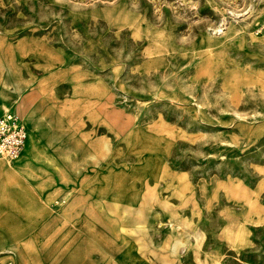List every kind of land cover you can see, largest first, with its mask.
<instances>
[{
    "label": "rangeland",
    "instance_id": "obj_1",
    "mask_svg": "<svg viewBox=\"0 0 264 264\" xmlns=\"http://www.w3.org/2000/svg\"><path fill=\"white\" fill-rule=\"evenodd\" d=\"M262 23L264 0H0V112L43 94L55 124L0 155L33 161L0 172V264H264Z\"/></svg>",
    "mask_w": 264,
    "mask_h": 264
},
{
    "label": "crops",
    "instance_id": "obj_2",
    "mask_svg": "<svg viewBox=\"0 0 264 264\" xmlns=\"http://www.w3.org/2000/svg\"><path fill=\"white\" fill-rule=\"evenodd\" d=\"M27 50H28V48H26V49L22 48V51L24 53H27ZM2 53L4 54L3 51L1 52V48H0V57L3 55ZM34 54H36L38 56L41 55V57H43V59H44L43 65H45L46 68H50V69L51 68H56V67H58V65H60V60L61 59L60 58L58 59V57H56V55H54L52 52L47 50V48L46 49L45 48H40V49H36V50L34 49ZM6 62L7 63H11V60L10 61H6ZM4 63H5V61L3 59L2 60L0 59V75L2 74L1 69H2V67H4V66L1 67V65H3ZM0 80H1V78H0ZM30 95H31V93L28 92L25 95L26 99H29ZM172 95H175V93L172 92ZM47 110H48V108H47V105H46V102H45V98L43 97V94H42V96L39 95L36 98L33 107L31 109H29L27 114H26V121H28V123L26 121L24 123H25L27 129H30V127H31L32 134H31L30 137L33 138L32 141L34 140V138H37V137L44 141L45 138H46L47 133L52 128L51 124L55 125L53 123V121L51 123V120H53V119H51V117L48 115V111ZM11 111H13V110H11ZM4 112L1 111L0 115L2 113H4ZM15 113H17V112H15ZM34 115H36V118H35ZM252 125H254V124H252ZM31 131H30V133H31ZM132 133H134V132H132ZM130 141H131L132 145H136L135 147H138V152H143V150H142L143 148L141 147V145L139 143L140 142L139 138H135V137L131 136L130 137ZM146 150H149V149L146 148ZM22 157H23L22 162H20L17 165H14V166L9 165L4 159L0 158V172H5L9 176H15L16 178H18V177L21 178L23 175L27 176L29 168L33 165V161H31L32 159L30 157V152L28 151V149H26V151H25V153L23 154ZM61 185H64V183L60 184V186ZM53 191H55V193H57L58 189H54ZM45 197H46L45 200L47 199L46 201H50L51 198L53 197L52 191H50V193H48L47 196H45ZM17 198L15 200L18 203L23 204L24 196L17 197ZM1 201H5V202H2L4 204L7 203L6 201L13 202L12 199H10V198H7V199L2 198V199H0V202ZM168 212H179V211L177 209H175V208H171ZM168 222L170 224L171 223L173 224V222L170 221V220ZM108 247L111 248V249L114 248V247H111L109 244H108ZM111 249L107 250V254H113ZM62 263H63V260H62ZM64 264H67V263H64Z\"/></svg>",
    "mask_w": 264,
    "mask_h": 264
},
{
    "label": "built area",
    "instance_id": "obj_3",
    "mask_svg": "<svg viewBox=\"0 0 264 264\" xmlns=\"http://www.w3.org/2000/svg\"><path fill=\"white\" fill-rule=\"evenodd\" d=\"M264 29L260 24L258 31ZM27 138V128L20 115L5 111L0 115V155L15 159L23 151Z\"/></svg>",
    "mask_w": 264,
    "mask_h": 264
},
{
    "label": "bare ground",
    "instance_id": "obj_4",
    "mask_svg": "<svg viewBox=\"0 0 264 264\" xmlns=\"http://www.w3.org/2000/svg\"><path fill=\"white\" fill-rule=\"evenodd\" d=\"M1 156H3V155H1ZM18 158H19V157H18ZM18 158H17V159H18Z\"/></svg>",
    "mask_w": 264,
    "mask_h": 264
}]
</instances>
